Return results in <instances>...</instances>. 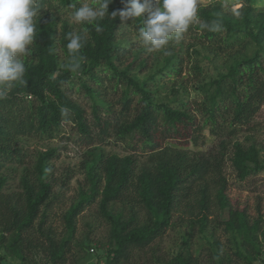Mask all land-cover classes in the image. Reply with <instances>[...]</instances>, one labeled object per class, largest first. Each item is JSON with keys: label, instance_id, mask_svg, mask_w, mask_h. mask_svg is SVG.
Wrapping results in <instances>:
<instances>
[{"label": "trees", "instance_id": "obj_1", "mask_svg": "<svg viewBox=\"0 0 264 264\" xmlns=\"http://www.w3.org/2000/svg\"><path fill=\"white\" fill-rule=\"evenodd\" d=\"M81 1L0 0V247L18 264H130L136 255L144 264L255 263L264 213L251 216L232 200L222 172L226 160L240 181L264 170L260 148L237 138L264 104V12L254 14L262 1L235 0L232 10L196 0H88L97 10L77 26L55 14ZM187 34L191 42L181 39ZM202 50L224 71L207 78ZM64 124L89 148L80 164L86 188L56 232L48 220L57 149L37 151L21 192L5 190L4 170L23 161L29 137L52 139ZM108 143L125 154L106 152ZM96 199L106 240L73 243L76 215ZM177 222L188 228L187 250L159 254L156 239ZM194 224L208 234L203 251L188 245Z\"/></svg>", "mask_w": 264, "mask_h": 264}, {"label": "rangeland", "instance_id": "obj_2", "mask_svg": "<svg viewBox=\"0 0 264 264\" xmlns=\"http://www.w3.org/2000/svg\"><path fill=\"white\" fill-rule=\"evenodd\" d=\"M257 7L254 14L264 12V0ZM81 7L77 11L57 12L55 14L62 19H68L70 23L77 26L82 19L88 18L96 12V8L90 5L88 0L81 1ZM220 2L225 7H230L232 10L237 9L240 5L235 3V0H196V3L201 5ZM193 34H187L184 39L185 42H191ZM200 66L204 69L203 74L209 78L215 76L219 72L224 71L222 60L219 57H213L207 51H201ZM189 65L188 60L185 62V68ZM75 95V94H74ZM75 97H77L75 95ZM81 98V97H79ZM82 103L87 108V104ZM203 137L206 140L209 137L208 129L203 131ZM237 138L245 144L251 142L255 143L259 148L260 157L264 160V104L260 107L259 111L253 117L249 129L247 131L239 132ZM24 152L26 153L21 163H14L5 168L4 173L7 176V185L5 190L21 192L20 177L24 168L30 169L34 163L37 151H44L49 147L56 148V154L51 157L50 163L52 165V187L51 195H55L52 203L48 226L56 232L64 231L63 214L68 207L78 200L79 187L86 188V181L84 180L83 170L81 169V162L84 159V152L89 148L82 143L79 138H75L72 131L67 124H64L60 131L54 135L52 139H38V137H29L24 141ZM185 146L192 152V143H187ZM106 152H116L118 154H125L124 146L120 143H108L103 146ZM223 167V176L226 179L227 193L232 200L237 201L239 204H246L248 213L255 216L260 210L264 213V170L257 173L250 174L246 179L240 181L236 178L235 172L230 165V161L226 160ZM212 185V184H211ZM4 190V191H5ZM97 200L85 205L79 214L75 217V233L73 243H81L85 238H89L92 244L103 243L108 235L109 226L98 217L97 214ZM193 233L189 246L193 251L198 252L203 246H206L205 234L198 230V225L194 224ZM186 225L177 222L171 229H167L164 234L158 239V252L161 255L167 256L168 254L176 253L178 250L185 251L183 247V234L187 231ZM217 237L222 242L224 247H229V235L225 234L221 228L216 230ZM225 249V248H224ZM76 250V249H75ZM203 251V249L201 250ZM89 261H92L96 254L89 251ZM94 254V255H92ZM99 255L104 252L98 250ZM141 256V255H140ZM0 263L1 264H18V260L7 255L5 249L0 247ZM88 261V262H89ZM104 261V257L100 259V263ZM130 264H144L140 257L132 260ZM241 264V263H239ZM253 264H264V255L261 256Z\"/></svg>", "mask_w": 264, "mask_h": 264}]
</instances>
